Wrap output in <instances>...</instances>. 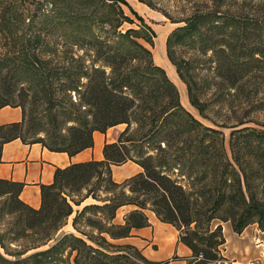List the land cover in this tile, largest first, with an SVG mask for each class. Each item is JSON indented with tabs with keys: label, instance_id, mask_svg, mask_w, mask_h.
Instances as JSON below:
<instances>
[{
	"label": "trees",
	"instance_id": "1",
	"mask_svg": "<svg viewBox=\"0 0 264 264\" xmlns=\"http://www.w3.org/2000/svg\"><path fill=\"white\" fill-rule=\"evenodd\" d=\"M136 1L179 25L165 56L211 127L181 105L153 62L152 29L126 0H0V109L20 108L19 122L0 125V147L19 139L72 156L92 147L93 132L124 126L101 160L55 168L37 209L19 200L22 184L0 179V264H165L117 243L149 225L146 211L177 231L185 264H229L220 223L264 231V0H173L177 19L160 0ZM183 46L206 57L204 74L175 57ZM19 82L50 132L21 133L33 119L11 105ZM126 162L141 171L114 182L111 166ZM68 220L73 232L56 235Z\"/></svg>",
	"mask_w": 264,
	"mask_h": 264
},
{
	"label": "crops",
	"instance_id": "2",
	"mask_svg": "<svg viewBox=\"0 0 264 264\" xmlns=\"http://www.w3.org/2000/svg\"><path fill=\"white\" fill-rule=\"evenodd\" d=\"M133 1L141 12V15H138L141 18L143 14L146 16L147 11L150 10L136 0ZM152 53L153 51L151 52L153 62L160 66L165 74L167 70L174 74L173 66L171 67V64L167 63L166 56L165 59L162 54L163 58H161L156 52L157 63ZM168 79L171 81L170 76ZM19 121L20 110L18 108L4 107L0 109V125ZM118 126L122 125L112 127L104 134L93 132L92 147L72 156H67L62 152L48 151L39 144H23L19 139L4 143L0 147V179L22 184L19 200L30 208L37 209L40 203L39 185L51 183L54 169L90 160H101L102 146L104 143L114 141V135L121 131L117 128ZM140 171L141 169L137 165L126 162L121 166H111V177L114 182H121ZM87 203H90V199H86L81 205ZM145 215L149 225L132 230L130 237L118 240L117 243L135 247L145 259L154 263L185 264L186 259L190 256V251L177 242V231L171 225L159 222L152 212L146 211ZM119 220L121 221V218ZM220 227L224 238L221 254L229 264H264V243H260L264 237V233H262L264 231H260L255 224H252L236 235L232 232L229 223H220ZM71 232L73 231L68 220L61 233ZM173 256L178 259L172 260Z\"/></svg>",
	"mask_w": 264,
	"mask_h": 264
},
{
	"label": "rangeland",
	"instance_id": "3",
	"mask_svg": "<svg viewBox=\"0 0 264 264\" xmlns=\"http://www.w3.org/2000/svg\"><path fill=\"white\" fill-rule=\"evenodd\" d=\"M37 1L40 4L46 3V0H37ZM58 1H61V0H58ZM127 3L132 8V10L134 9V11L137 12V14L141 15V12L138 10L137 5L134 3L133 0H127ZM62 6H63V4L62 5L60 3L56 4V7L61 8ZM156 6L158 8H160L162 11H164L166 14H168L173 19L179 18L180 14L182 12V7H181L182 5L174 2L173 0L157 1ZM142 16H143L142 17L143 21L152 29V31L155 35V38L153 40V49H150V51H153V53H152V54H154L153 58L155 59V62H157L156 52L160 55L161 58H163V56L165 58V51H164L165 38L173 28H175L179 25L170 23V21L168 19H166L165 17H163L160 12H156V11H152V10L147 11L146 16L144 14ZM42 18H44V17L41 16L39 18V20ZM130 18L133 19L132 16H130ZM129 27H134V25L124 24L122 26V29H126ZM145 46L148 47L147 45H145ZM162 54H163V56H162ZM175 57L181 58V59H187V58L194 59L195 65L199 66V68L197 70L199 75L204 74L205 68H207V64L204 63V60L206 57L197 56L191 48L184 47V46L177 48L175 50ZM167 63L169 64L168 61H167ZM172 69H173L174 74L173 73L171 74L169 70L166 71V74L168 77L170 76L171 81L173 82V84L175 85V87L178 91V94H180L179 99L181 101L180 102L181 105L201 124H203L204 126L211 127V124L208 121L200 118L198 116V114L196 113V111L188 104L185 86L176 76L173 67H172ZM23 86H24V84H21L20 82L16 85V91L13 94L11 105H16V104L22 105V109L25 112V114L27 115V120H28V117H31V119H33L29 123H28V121H27V123L25 122V125H24L21 133L22 134L27 133L28 135H30V134L32 135L34 132V137H39L40 135L36 131L37 128H38V130H44V131L47 130L48 132H50L51 126L47 123V121L45 119L42 118L41 108L34 106L31 103L30 98L24 93V91H22L21 88H24ZM233 105L236 106V103H234ZM6 107H9V106H6ZM17 108L20 110L19 107H17ZM213 110H216V108H214ZM224 113H225V111L223 109H220V111L217 112L216 115H213V116L210 115V116L212 118H215V120H222ZM251 126L256 127L252 124H251ZM123 127L124 126L122 125V126H118L117 128L122 130ZM219 130L223 134L224 145H225V149L227 150V140H228L229 129L222 128ZM117 133L114 135V139H115ZM129 209H130L129 207H123V208L119 209L117 211V219L115 220V222H120L119 218H121L123 216V214ZM63 230H64V227L56 235L60 234Z\"/></svg>",
	"mask_w": 264,
	"mask_h": 264
},
{
	"label": "built area",
	"instance_id": "4",
	"mask_svg": "<svg viewBox=\"0 0 264 264\" xmlns=\"http://www.w3.org/2000/svg\"><path fill=\"white\" fill-rule=\"evenodd\" d=\"M262 233H264V232H262ZM260 243H264V237L262 238V241Z\"/></svg>",
	"mask_w": 264,
	"mask_h": 264
}]
</instances>
